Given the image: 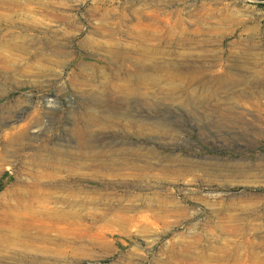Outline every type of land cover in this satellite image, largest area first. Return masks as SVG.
<instances>
[{"label": "rangeland", "instance_id": "obj_1", "mask_svg": "<svg viewBox=\"0 0 264 264\" xmlns=\"http://www.w3.org/2000/svg\"><path fill=\"white\" fill-rule=\"evenodd\" d=\"M177 263L264 264V0H0V264Z\"/></svg>", "mask_w": 264, "mask_h": 264}, {"label": "bare ground", "instance_id": "obj_2", "mask_svg": "<svg viewBox=\"0 0 264 264\" xmlns=\"http://www.w3.org/2000/svg\"><path fill=\"white\" fill-rule=\"evenodd\" d=\"M20 134H22V132H21V130H17V131H15L14 133H13V135H15L16 136V139H18L19 137H20ZM102 194H100V196H101ZM185 252V251H184ZM186 253V252H185ZM178 264V263H177ZM185 264V263H184Z\"/></svg>", "mask_w": 264, "mask_h": 264}]
</instances>
